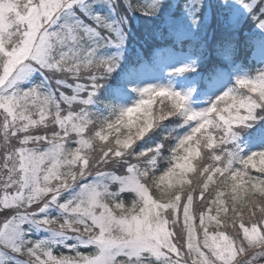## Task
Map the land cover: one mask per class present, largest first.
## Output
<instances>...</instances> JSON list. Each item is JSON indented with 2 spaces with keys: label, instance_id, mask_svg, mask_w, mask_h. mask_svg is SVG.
I'll use <instances>...</instances> for the list:
<instances>
[{
  "label": "snow or ice",
  "instance_id": "snow-or-ice-1",
  "mask_svg": "<svg viewBox=\"0 0 264 264\" xmlns=\"http://www.w3.org/2000/svg\"><path fill=\"white\" fill-rule=\"evenodd\" d=\"M0 264H264V0H0Z\"/></svg>",
  "mask_w": 264,
  "mask_h": 264
}]
</instances>
